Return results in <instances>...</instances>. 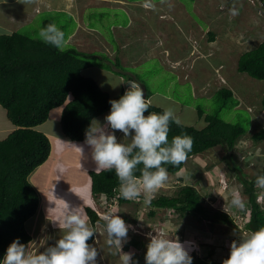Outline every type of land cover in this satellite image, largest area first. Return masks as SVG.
<instances>
[{
	"label": "rangeland",
	"instance_id": "374dc122",
	"mask_svg": "<svg viewBox=\"0 0 264 264\" xmlns=\"http://www.w3.org/2000/svg\"><path fill=\"white\" fill-rule=\"evenodd\" d=\"M65 1L60 0V4L64 2L63 6L71 12L72 1ZM73 1L77 3V9L73 11L74 16L71 15L72 20L67 15L43 11L50 4L48 0H33L31 4L26 5L18 0H0V35L23 31L39 38L43 22L54 20L55 25L64 31L67 45L79 51L82 49L81 52L86 55L84 58L92 64V67L84 72V76L97 80L101 88L113 83V88L118 89L119 75L123 78L121 89L123 85L125 93L130 88L126 82L131 78L141 85L143 92L146 88L153 94L152 105L163 110L169 106L174 107L182 124L198 129L206 127L207 123L198 115V111L202 110L206 115H216L226 123L237 124L246 129V135L238 140L233 150V164L227 156L229 152L218 146L206 154L191 158L175 176L168 174V181L154 197L162 192L173 194L174 186L180 184L182 179L185 185H195L206 198L205 202L213 208H224V203L227 202L230 204L232 193L235 191H239L244 202H247L244 185L233 169L252 177L264 165V142L256 144L252 141V135L261 129L257 119L262 113L260 111L264 81L239 73L237 68L239 58L264 41V6L261 0H134L138 2L134 4L131 26H128V14L117 9H126L121 2L115 5L105 0L103 4L106 7L114 8L101 10L93 7L84 10L87 3L82 4L81 0ZM233 6L238 9V15L230 13L229 9ZM79 14L83 23L96 26L94 28L105 40L100 42H108L110 46L103 47V51L98 46L97 49L101 51L87 53L92 50L81 42V36L88 31L85 32L86 27L80 22ZM76 19H79V27ZM92 25L90 26L93 27ZM111 26L116 28L110 30ZM213 37L214 42L211 40ZM113 66L120 68V71L115 72ZM100 69L106 70V73H101ZM222 88L230 89L233 96L224 97L218 92ZM61 113L62 108L52 110L48 121L39 129L48 135L52 133L49 138L52 150L49 159L39 167L31 180L33 186L41 191L49 187L60 188L59 185L65 191V200L61 203L50 201V194L42 193L46 212L49 209L55 212L59 221L68 204L70 208L81 207L86 215V208L92 206L100 218L108 212L117 213L121 218L124 214L133 218L135 210L131 205L121 208L117 206L111 211L97 207L90 193L91 179L88 174L91 170L96 171L97 167L92 159L91 147L85 142L61 140L65 139L61 130ZM1 125L12 126L6 110L0 106ZM108 131H112L110 127ZM115 135L118 142H124L122 132L117 130ZM3 139L2 132L0 141ZM73 145L82 147V153ZM191 171L196 175V179L192 178ZM141 197L144 200V196ZM259 197H262L260 202L264 205V190L259 191ZM143 200L139 201L141 205L136 212L138 222L126 223L131 225L128 240L135 235L142 238L146 245L143 252L136 249L129 251L139 255V264H145L147 244L150 242V237H146V234L163 235L172 240L178 238L186 246L191 257L206 256L212 249L209 246H213L214 260L223 262L229 257L232 241H239L240 236H244V229H247L248 217H244L238 208H233L231 213L235 218L232 229L218 224L213 234L207 228L204 232L200 231L205 223H185L170 212L171 210L159 212L157 217L151 218V207L145 205ZM237 228L240 230L238 233L235 230ZM133 229L134 232H130ZM26 230L31 235L27 227ZM225 230L231 231L225 233ZM96 232L92 244L94 246L106 240L103 226L97 225ZM38 246L39 238L36 237L30 248L36 251ZM195 247L200 250L199 253ZM103 251L102 264H120L119 257L111 254L114 250L105 245Z\"/></svg>",
	"mask_w": 264,
	"mask_h": 264
},
{
	"label": "trees",
	"instance_id": "16d2710c",
	"mask_svg": "<svg viewBox=\"0 0 264 264\" xmlns=\"http://www.w3.org/2000/svg\"><path fill=\"white\" fill-rule=\"evenodd\" d=\"M261 2L264 6V0ZM57 14L67 15L72 19L65 12ZM49 24H55L54 20H45L42 28ZM211 40L214 42L215 37ZM67 46L65 50H58L23 31L0 35V106L6 110L8 120L17 128L5 140L0 141V262L15 239L19 238L20 243L25 245L32 241L25 224L38 212L40 196L29 177L51 155L49 137L39 130L50 118L51 111L62 108L61 130L67 140L74 143L85 142L86 131L91 122L110 111V100H119L124 94L122 91L119 96L112 98L94 79L85 77L83 71L92 67V64L84 58L86 55L83 52L71 45ZM237 70L264 81V41L239 58ZM144 92L146 99L153 96L146 88ZM218 92L224 97L233 96L230 89L222 88ZM261 105L262 113L257 119L261 129L252 135V141L256 144L264 142V95ZM150 112L162 114L163 109L152 105L145 114ZM198 115L207 123L203 129L182 123L179 126L170 124L169 142L182 133L190 135L194 141L184 163L178 166L163 165L172 176L181 172L191 158L206 154L218 146L229 152L227 156L233 164V150L238 140L247 133L240 125L226 123L216 115H206L202 110L198 111ZM142 168V164L138 166L135 172L137 177L141 175L139 169ZM233 170L244 185L243 191L248 199L245 209L240 210L244 217H248L246 228L249 231L258 230L264 227V205L258 203L259 191L262 189L257 188L255 182L257 176L264 175V165L252 177L235 168ZM190 173L196 179V175L192 171ZM88 174L94 199L98 201L101 196L110 198L119 195V208L131 205L135 210L133 218L124 214L122 219L126 223L136 224V212L143 197L140 200L123 199L115 170H91ZM181 183L174 186L173 194L162 192L153 197L149 205L151 218L157 217L159 212L171 210L170 212L185 223H205L201 232L207 228L214 234L218 224L232 229L235 218L219 208L211 207L195 185ZM86 212L95 229L97 225L103 226L102 218L92 208H86ZM237 229L236 233L240 232ZM230 231L225 230V233ZM95 235L87 243L92 245ZM139 238L132 236L124 244V251H142L146 245ZM209 247L212 249L206 256L193 255L192 264H222V261L214 260L213 246ZM138 256L134 255L133 260L139 264Z\"/></svg>",
	"mask_w": 264,
	"mask_h": 264
},
{
	"label": "clouds",
	"instance_id": "9594fccd",
	"mask_svg": "<svg viewBox=\"0 0 264 264\" xmlns=\"http://www.w3.org/2000/svg\"><path fill=\"white\" fill-rule=\"evenodd\" d=\"M18 2L26 5L33 0ZM229 11L232 15L239 14L235 6ZM39 38L61 51L68 43L65 33L55 24L41 28ZM126 83L130 88L119 100L109 101L111 109L105 117L107 124L101 125L94 119L86 131L85 143L91 147L96 171L115 170L123 199L138 200L143 195L144 204L150 205L155 193L168 181V171L163 165L184 163L194 141L190 135L182 133L169 142L170 124L181 125L175 108L169 106L162 114L150 112L145 116L152 107V100L144 98L141 85L136 81L128 80ZM109 127L112 131H108ZM117 130L123 133L124 142L117 141ZM73 146L82 153V147ZM141 164V175L137 177L135 172ZM255 183L257 188L264 190V175L257 176ZM230 203L235 208L245 209L239 191L232 193ZM102 220L106 246L114 250L111 254L119 257L120 264H138L133 260L134 253L122 250L131 225L112 212L105 213ZM54 222L62 232L54 246L37 252L30 248L31 242L25 245L17 238L8 246L0 264H97L98 249L87 243L97 232L81 207L70 208L67 204L62 218ZM149 237L145 264H192V257L178 238L172 240L157 234H149ZM222 264H264V227L240 236L239 241H232L229 257Z\"/></svg>",
	"mask_w": 264,
	"mask_h": 264
},
{
	"label": "crops",
	"instance_id": "0c3cea01",
	"mask_svg": "<svg viewBox=\"0 0 264 264\" xmlns=\"http://www.w3.org/2000/svg\"><path fill=\"white\" fill-rule=\"evenodd\" d=\"M42 1H44L45 2V0H42ZM49 2H50V4H49V6L47 7V8H45L43 11H46V12H55V13H62V12H65V13H67V14H69V15H73V11H74V9H77V7L75 6L77 3H75L73 0H71L72 1V5H73V7H72V9H71V12L70 11H67V8H66V6H63V4H64V2H66L65 0H62V1H64L63 2V4H60V0H48ZM54 1H56V2H54ZM80 1V0H79ZM107 1H109V3H114L115 5L117 4V2H121V4L122 5H125L126 6V9H121V8H117L118 10H120V11H122V12H124L125 14H128V17L130 18V22H129V24H128V26L130 25L131 26V23H132V20H131V18H133V16H134V4L136 3V2H138V1H134V0H124V1H117V0H107ZM114 1V2H113ZM149 2L151 1V0H148ZM82 4H84V3H87L88 5L86 6V7H84V10L85 9H88V8H100L101 10H103V9H105V8H114V7H106L103 3L105 2V0H81L80 1ZM152 2V1H151ZM52 3V4H51ZM57 3V4H56ZM99 3H101V4H99ZM66 5H67V3H66ZM149 5H150V3H149ZM42 11V12H43ZM28 12H29V10H28ZM30 13V12H29ZM81 13V12H80ZM74 16V15H73ZM72 17V16H71ZM79 19H80V22L81 23H83L82 22V19H81V16H80V14H79ZM79 19L77 20L76 19V21H77V25H78V27H79V23H78V21H79ZM72 20H73V17H72ZM83 25L86 27V31L85 32H87L88 31V33H86L84 36H81V42L82 43H84L88 48H90L92 51L91 52H87L86 50H84L85 52H87V53H94V52H99V51H103V47H106V45H109L110 46V44L107 42L106 44H104L103 42H100V41H102V40H104V37L103 36H101V34L94 28V27H96V26H93L92 24H90V25H92L93 27H91L90 25H87V24H85V23H83ZM115 29L116 27H113V26H111V28H110V30L111 29ZM121 28V27H120ZM76 34H78V32L76 33ZM75 34V35H76ZM80 34H82L81 33V31H80ZM99 40V41H98ZM90 41V42H89ZM105 41V40H104ZM91 42H93V43H91ZM98 43H101L102 45H97ZM98 46L99 47H101V50H99V49H97L98 48ZM93 48H95V49H93ZM79 50V49H78ZM81 51H82V49H81ZM114 67V66H113ZM90 68V67H89ZM86 70L87 69H85L84 71H83V74H84V72L86 73ZM114 70H115V72L116 71H120V69H117V67L115 68L114 67ZM101 73H106V70H102V69H100L99 70ZM90 76H88V78H89ZM101 77V76H100ZM103 78V77H102ZM101 78V79H102ZM118 80H119V86H118V89H114L113 88V83H112V85L111 86H109V85H107V86H104L105 88H107V89H105L104 87L103 88H101V85H100V88L101 89H103V91H107V93L108 94H110V92H111V94H110V96L112 97V98H115V97H117L118 95H120L121 94V92L123 91V85H122V89H121V81H123V78H122V76H119L118 75ZM129 80H133V79H129ZM136 81V80H135ZM96 82H97V84H99L98 83V81L96 80ZM111 82V81H110ZM121 89V90H120ZM119 91H121V92H119ZM116 93H117V95H116ZM120 93V94H119ZM114 95H116V96H114ZM152 98V97H151ZM150 98V99H151ZM110 113V112H109ZM109 113H107L106 115H103V116H101V117H99V118H97V119H95L96 121H98L101 125H106L107 124V122H106V120H105V117L109 114ZM12 125V124H11ZM41 129V128H40ZM14 130H16V127H14L13 125L10 127V126H0V135L2 134V132H3V134H4V139L3 140H5L7 137H8V135H10ZM8 133V134H7ZM49 138H51V135H52V133H50V135H48L46 132H44ZM57 138V137H56ZM62 137H60V139H61ZM2 140V141H3ZM61 140H65V141H67V142H70V141H68L66 138L64 139H61ZM79 143H81V142H79ZM39 168H37L31 175H30V177H29V180H30V182H31V180H32V177L35 175V173H36V171L38 170ZM57 184H59V182L57 183ZM60 186V188H55V189H53V187H49V189H47V190H45V191H41L40 189H38L37 187H35V189L37 190V192H38V194H39V196H40V207H39V210H38V212L36 213V215L34 216V217H32L31 219H29V221H27V223H26V227H27V229H28V231H30V233H31V237H32V241H31V243H30V245H32V244H34L35 243V241H36V237H38L39 238V246H38V249L36 250L37 252L39 251V252H43V251H45L48 247H51V246H54L55 245V243H56V241L61 237V235H62V232H61V230H60V228L59 227H55L56 225H57V223L56 222H54V221H58V218H57V215H56V213L55 212H52V210L51 211H49V210H47V212H46V210L44 209V205H43V197L41 196L42 195V193L44 194V195H48V194H50V195H48V198H49V200L50 201H54V200H56V203H61V201H63V200H65V198H64V196H65V191L62 189V187H61V185H59ZM53 189V190H52ZM50 190V191H49ZM46 193H48V194H46ZM90 193L92 194V192H91V187H90ZM45 197V196H44ZM52 201V202H53ZM53 205V203L51 204V206ZM60 206H61V204H60ZM54 208V207H53ZM58 226V225H57ZM56 235H59V237L57 238V236ZM106 241V240H105ZM105 241H100L99 243H97L96 244V246H94V247H96L97 249H98V257H97V264H102L101 263V255H102V253L104 252L103 250L105 249V245H106V243H105ZM94 243V242H93ZM107 247V246H106Z\"/></svg>",
	"mask_w": 264,
	"mask_h": 264
},
{
	"label": "built area",
	"instance_id": "2783aa9c",
	"mask_svg": "<svg viewBox=\"0 0 264 264\" xmlns=\"http://www.w3.org/2000/svg\"><path fill=\"white\" fill-rule=\"evenodd\" d=\"M262 119L264 121V113L262 115ZM262 199V197H259L258 198V202H260ZM95 204H97V207H99L100 209L104 208V211H111L113 208L117 207L118 204H119V195H117V197H106V196H101L99 197L98 201L95 200ZM91 208H93L92 206H90ZM233 207L231 205V203L229 204L228 202L227 203H224V208H221L219 207V209L223 210L224 212H226L227 214L231 215L232 216V211H233ZM94 209V208H93ZM106 209V210H105ZM95 211V210H94ZM96 212V211H95ZM240 212V211H239ZM98 214V212H96ZM104 213V212H103ZM105 214V213H104ZM99 215V214H98ZM100 216V215H99ZM101 217V216H100ZM246 231H244V235H246L248 232H250L248 229H245ZM248 231V232H247ZM130 232H134V229L133 231H130ZM135 236V235H134ZM147 237H149V235L146 234ZM140 240L142 238H139ZM197 249V247H195ZM198 250V249H197ZM196 251V250H195ZM200 250H198V253H199ZM197 253V252H196Z\"/></svg>",
	"mask_w": 264,
	"mask_h": 264
}]
</instances>
